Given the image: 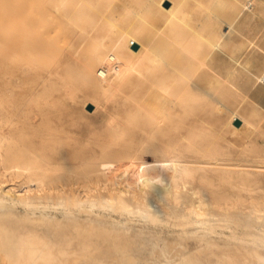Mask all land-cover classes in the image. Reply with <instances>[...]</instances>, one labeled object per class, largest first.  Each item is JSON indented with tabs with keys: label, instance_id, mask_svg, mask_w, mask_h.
Returning <instances> with one entry per match:
<instances>
[{
	"label": "bare ground",
	"instance_id": "1",
	"mask_svg": "<svg viewBox=\"0 0 264 264\" xmlns=\"http://www.w3.org/2000/svg\"><path fill=\"white\" fill-rule=\"evenodd\" d=\"M190 2L144 0L134 20L146 23L151 19L152 25L148 35L138 39L133 22L121 24L115 17L120 8L132 5L130 0H46L53 17L75 25V35H83L78 26L81 22L91 24L98 16L106 20L101 30L108 39L125 42L126 51H102L99 66L109 76L103 87L138 88L142 93L136 100L144 115L143 125L137 127L143 135L142 144L130 146L128 153L112 155L106 151L83 165L53 159L43 145L25 135L23 125L38 133L42 127L26 114L17 119L22 105L11 111L6 100H0V264H189L190 254L183 256L185 246L178 238L160 236L148 250L147 243L121 239L114 233L123 229V220L131 219L171 227L200 225L206 232L200 237L205 245L195 252L202 254L215 245L211 233L232 223L238 212L234 210L243 203L220 196L205 173L207 168L181 164L178 144L170 145L162 137L186 126L188 133L181 138L202 161L216 165L226 160L215 149L219 133L214 130L210 139L200 140L190 129V117L211 110L219 116L227 114L231 132L259 131L264 141L262 105L250 95L257 86L264 87V71L255 72L254 56L261 34L255 23L263 19L264 0H193L191 7ZM169 24L171 35L165 32ZM224 26L229 30L224 31ZM164 38L173 44L176 56L158 53L157 45ZM248 104L252 106L249 111L243 108ZM171 113L179 118L177 126L171 123ZM136 115L130 113L128 120L135 127ZM117 123V117L108 121L114 134ZM247 141L243 153L256 155L253 149L257 143ZM114 144L115 135L106 148ZM96 188L109 191L95 193ZM186 197L191 203L187 212L171 205V211L164 209L165 204H179ZM17 207L23 212L18 213ZM77 212L109 218L117 212L121 218L118 222H98L80 218ZM245 215L242 225L246 228L253 225L252 217L258 220L256 240L264 246V206L254 204ZM201 258L190 264H264V251L239 244L223 254L211 248L205 262Z\"/></svg>",
	"mask_w": 264,
	"mask_h": 264
},
{
	"label": "rangeland",
	"instance_id": "2",
	"mask_svg": "<svg viewBox=\"0 0 264 264\" xmlns=\"http://www.w3.org/2000/svg\"><path fill=\"white\" fill-rule=\"evenodd\" d=\"M130 1V7L120 8L116 13V20L121 24L133 22L135 36L138 39L145 38L151 29V19L146 23L134 20V15L142 7L144 0ZM167 3H164V6H167ZM191 3L193 0L189 4L190 7L193 5ZM262 14L263 19L255 23L261 32L257 41L258 49L254 55L255 72L258 74L264 71V5ZM96 18L98 19L91 24L86 20L81 22L78 26L83 35H75V25L53 17L49 13L46 0H0V100L5 99L6 108L11 111L22 105L20 118L18 116L17 119H23L26 114L37 126L42 127L43 131L38 133L35 129L23 125L25 135L33 139L38 146L43 145L50 157L67 159L77 165H83L88 159L98 158L106 151L112 155L131 152L132 147L141 146L143 138L137 128L142 126L144 121L143 109L136 101L142 96L139 89L132 90L124 86L103 87L104 79L109 76L99 66L100 53L105 50L126 51L127 48L124 41L115 42L108 39V35L101 30L106 20L98 16ZM155 21L153 19L152 22ZM223 29L229 30L226 26ZM165 32L167 35L172 34L171 24L166 26ZM105 37L107 39H104ZM157 50L164 56H176L173 44L166 38L159 41ZM218 60L222 65V57ZM250 95L253 96V101L262 105L264 116V87L257 86ZM243 108L250 110L252 106L248 104ZM132 112H137L136 127L128 123L129 114ZM112 117L118 119L116 134L108 127V121ZM189 121L190 129L192 128L200 140L210 139L214 130L220 134L215 149L226 160L219 162V165L202 161L193 150L187 148V141L181 138V134L188 133L186 126H179V132L173 130L166 133L162 137L163 141L170 145L178 144V152L183 155L181 164L187 163L192 167L204 165L212 188L220 196L233 203H243L234 210L242 215L237 212L232 223L211 233L215 245L221 247L220 249L213 245L212 251L223 254L239 244L260 247L264 251V246L256 240L257 219H250L253 224L251 227L242 225L247 217L245 214L252 205L264 206V141L259 136V131L252 134L245 129L231 132L230 127L226 125L227 114L219 116L211 110L201 111L198 115L190 117ZM179 122V118L171 113V123L177 126ZM262 129L264 130V121L260 126V130ZM113 135L117 137V144L106 148V143ZM246 139L250 145L257 143L253 149L257 152L256 155L243 153L242 146ZM198 183L197 181L196 184ZM118 184L123 187L122 182ZM107 191L108 188L94 190L95 193ZM190 204V197H186L182 203L165 204L164 209L166 212L172 208L187 212ZM15 210L18 213L23 212L21 207ZM210 210L217 211L212 207ZM76 214L81 216L80 218L91 217L98 222H118L121 218L117 212L112 213L113 218L97 213ZM123 221L124 232H115L114 236L147 243L148 250L152 249L153 242L159 241L160 236L178 238L185 246L183 256L190 254L187 255L189 264L197 257H202L205 262L211 249L203 251L202 254L195 252L197 248L205 245L200 237L206 232L200 225L171 227L133 219ZM147 230L152 232L143 234ZM194 236H197L196 239ZM243 237L249 240L246 241ZM212 257L216 259L215 256Z\"/></svg>",
	"mask_w": 264,
	"mask_h": 264
},
{
	"label": "water",
	"instance_id": "3",
	"mask_svg": "<svg viewBox=\"0 0 264 264\" xmlns=\"http://www.w3.org/2000/svg\"><path fill=\"white\" fill-rule=\"evenodd\" d=\"M167 5H168V3H167ZM134 47L137 48L138 44H135ZM237 124H240V121H237Z\"/></svg>",
	"mask_w": 264,
	"mask_h": 264
}]
</instances>
